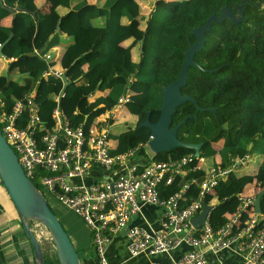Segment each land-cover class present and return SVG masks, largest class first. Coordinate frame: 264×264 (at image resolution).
<instances>
[{
    "label": "trees",
    "instance_id": "1",
    "mask_svg": "<svg viewBox=\"0 0 264 264\" xmlns=\"http://www.w3.org/2000/svg\"><path fill=\"white\" fill-rule=\"evenodd\" d=\"M49 1L58 2L68 11L42 12L36 0H3L4 5L0 0V17L10 15L18 5L24 9L20 12L24 19L22 26H0L3 55L15 59L10 61L9 71L24 74L18 78L0 75V97L6 101L5 109L12 107L16 98L37 88L41 107L47 113L53 112L57 105L55 97L62 91L63 82L55 77H42L47 63L34 50L46 53L60 43L62 34H66L73 42L62 56L70 81L65 92L68 97L76 93L86 95L78 114L70 117L74 126L81 123L92 126L96 115L116 105L127 78H134L132 88L136 95L128 109L138 116V121L135 127H128L116 136L118 147L113 153L125 152L150 138L151 130L140 124L149 111L150 120H158L164 87L179 77L184 52L188 49V34L191 41L196 42L198 38L193 29L204 25L210 15H220L225 5L234 9L245 3L241 22L236 24L228 18L213 22L203 48L195 54L200 66L189 68L187 85L181 89L182 94H191L201 107H213L216 112H197L195 104L188 101L176 109L171 126L189 115H197L180 127L178 136L184 142L203 143L204 168L210 163L226 166L231 158H243L247 154H251L252 159L255 154L262 155L261 165L254 168L253 176L244 170L249 163L218 187L219 204L211 217L215 227L223 221L226 212L236 209L239 193L258 194L264 189V0H156L145 29L141 27L146 19L142 14V0H105L102 5L81 0L74 6V0ZM59 19L61 30L57 31ZM98 19L102 20L101 24L96 22ZM131 38L133 44L124 47L122 43ZM141 40L140 61L135 62L131 51ZM106 90L109 91L107 95L87 103L90 93ZM97 107L99 109L94 110ZM192 152V149L177 147L156 154L152 161H169ZM140 153L145 154V150L141 149ZM196 175L203 177L204 173ZM1 183L4 185L2 180ZM34 183L43 191L37 180ZM178 187L177 184L163 187L162 195H167L165 189ZM226 196L229 199L225 200ZM261 204L264 213V195ZM19 218L20 229L31 242L20 214ZM91 242L87 252L94 251L92 231ZM76 249L83 260L87 252L77 246ZM44 258L46 264H59L55 251L44 253Z\"/></svg>",
    "mask_w": 264,
    "mask_h": 264
},
{
    "label": "built area",
    "instance_id": "2",
    "mask_svg": "<svg viewBox=\"0 0 264 264\" xmlns=\"http://www.w3.org/2000/svg\"><path fill=\"white\" fill-rule=\"evenodd\" d=\"M63 73L50 67L45 77ZM64 96L63 93L58 99ZM36 101L34 94L25 95L11 109L0 112V128L27 176L39 182L45 195L85 221L93 233L100 264H110L108 245L121 232H125L131 258L170 254L184 245L191 247L168 263L151 264H214L211 254L227 250L240 255L241 264H264V213L256 211L257 194L239 193L236 209L226 212L217 227L211 222L219 204L218 187L233 172L248 165L251 154L231 158L226 166L213 163L205 168L201 151L200 156L192 152L169 161L145 164L135 156L143 144L123 153H111L115 111L131 101L129 94L122 95L115 108L90 127L84 123L71 125L60 107L53 110L49 127ZM4 106L1 103L0 110ZM40 124L47 125L51 132L40 133ZM94 170L101 171V175L86 182ZM198 172H203V177L197 176ZM181 181L182 189H165L167 195H162L163 187ZM205 203L211 210L205 223L197 228L192 219L203 211ZM145 205L161 209L159 228L130 225L132 217L140 214Z\"/></svg>",
    "mask_w": 264,
    "mask_h": 264
},
{
    "label": "crops",
    "instance_id": "3",
    "mask_svg": "<svg viewBox=\"0 0 264 264\" xmlns=\"http://www.w3.org/2000/svg\"><path fill=\"white\" fill-rule=\"evenodd\" d=\"M79 1H81V0H74L72 3V6H74ZM88 1H90V3L99 4V5H102L105 2V0H88ZM166 1H168V0H166ZM169 1H177V0H169ZM1 2L3 4V0H1ZM36 3L42 12L50 13L54 10H56V11L58 10L61 13H65L68 11L67 8L60 6L58 4V2H52L49 0H36ZM141 3H142V1H141ZM154 6H155V3L151 4L150 7H147L146 4H143L142 14L146 15V19L144 22L145 27L142 26V22H141V27L143 29L146 28V22L149 20V17H148L149 15L151 18V15L154 11ZM16 7L13 8V9H15L14 11H13V9L11 10L12 13L10 15H7L5 17H0V26H7L8 27V26L15 25V26L20 27L24 24V19L20 15V12L24 11V9L20 6L22 8V10H16ZM56 30H57V28H56ZM53 36H54V34H52L50 38H52ZM66 38H71V42L68 43L65 47H63V50L60 51V53L53 54L52 49L60 46ZM72 42H73L72 37H70L66 34H62L61 38H60V43L58 45H56L55 47H53L48 52L43 53L41 49H37V48L34 50L35 54L40 56L47 63V68L44 71L42 77L44 79H48L50 77H55V78L61 79L63 82L62 91L60 93H58L55 97V101L57 102V105L55 108H57V107L62 108V110L68 116V120H69L71 125H73V124H72L70 117L72 115L78 114V112L80 110V106L82 104L81 102L84 100V98H86L85 94L79 95L77 93L74 94L73 97H68L66 92H65V90L67 89V87L70 84V81H69V78L66 74V67L62 63V56H63L66 48ZM133 42H134V39L131 38V39L124 41L122 43V45L124 47H128L131 44H133ZM137 45L139 47V51L141 54L143 40H141L140 43H137ZM1 46L3 47V44H0V48H1ZM133 49H134V47L132 48V51H131L132 52V59L135 62H139L141 55L139 58H136L135 52L133 51ZM48 54L50 55V58H47ZM14 60H15L14 58H11V59L6 58L3 55V52H2V54H0V75H6V73H4V72L9 71V63H10V61H14ZM50 67H52V70H63V72H64L63 75H61V76L49 75L48 77H45L46 72H48ZM86 68H87V65H86ZM11 73L13 74V76H12L13 78L22 77L24 75L22 73H17V70L12 71ZM64 75L67 76V82H68L67 86H66V82L63 79ZM80 78L81 77H79L78 79H80ZM39 82H40V80H39ZM133 83H134V78L132 76L128 77L127 81H126L125 90L120 95V97H121L124 94H129L131 96L130 102L134 101V96L136 95L135 92L133 91V88H132ZM108 92L109 91L106 90V91H98L97 93H93V92L90 93V95H88V97H87V101H88L87 103L94 102L98 96L107 95ZM63 93L65 94V96L61 99H58L59 95H61ZM32 94H34L36 96V100H37L36 102H37L39 110L41 111L43 120L46 121L48 123V126L50 127L53 112L50 114V113H47L46 111L43 110V108L41 107V105L38 101L37 88H34L32 91L25 93L21 97L16 98V101L25 95H32ZM120 97L118 98V101H119ZM130 102L126 103L124 108L115 111V112H117V116H116L115 120L113 121L114 122L113 127L115 126V121L117 120V118L120 117L121 114H123V112L127 113L129 116H132L134 118L135 125H133L132 127L136 126L137 121H138V116L133 114L128 109V104ZM1 103H4L5 106L3 107V109L0 110V112L7 111V110L11 109V107L9 109H5L6 101L2 97H0V105H1ZM117 103H116V105H117ZM101 106H103V105H101ZM115 106L112 107V109L115 108ZM98 109H99V107L95 108L94 110H98ZM112 109L106 110L104 113H101L100 115L99 114L96 115V118L93 120V124H96L101 118L104 117V115L107 112H109ZM140 126H141V124H140ZM141 127H144V126H141ZM37 129L40 133L51 132V128H48L47 125H45V124H40ZM111 134H112L111 142H110L111 153L112 154H118V153H113V150H115L118 147V140L116 139V136L120 133H114L113 128H112ZM151 138H152V135H150V138L146 142L139 143V144H143L141 149L145 150V154L140 153L141 149H139L137 154L135 155L136 160L139 159V160L143 161L145 164L153 163L154 162V161H152L153 157L156 154H158V153H155L149 145V141ZM149 149L151 151L150 154L148 153ZM193 152H195V150H193ZM121 153H123V152H121ZM210 164H213V163H210ZM98 175L99 176L101 175V171L94 170L92 172V175L89 176L85 181L90 182L93 179L92 177H95ZM247 175L253 176L252 174H247ZM186 177H188V174L184 177V179ZM253 182H254V178H253ZM253 182H251V183H253ZM251 183H249V184H251ZM249 184H247V186ZM177 186H179L178 190L182 189L183 181L178 182ZM194 196L196 197L197 195L190 194V197H194ZM50 199H52L53 202L56 201V203H54V204L56 205V208H57L56 211L57 212H59V211L64 212L63 215L59 214L58 216L62 220V222L64 223V226L66 224L65 227H66L70 237L72 238L73 243L78 248L84 249L85 250L84 252H87V250H89V248H90L89 246L92 244L90 228L87 226L85 221L80 216H79L80 217L79 218L78 216H76V214H73L72 211L70 212V210L68 208H66V206H64L62 203L55 200L54 198L50 197ZM59 203L61 204V206L59 205ZM71 213L74 216L71 215ZM160 216H161V209L156 208L152 205H145V206H143V209H142L140 214L132 217V219L130 221V225L140 226V227H145V228L150 229V230H155V229L159 228V226H160ZM19 222H20V218H19V213L16 209V206H15L14 202L12 201V199L8 193V190L6 189V187L4 185H2L1 178H0V264H34V262L36 263L33 245L22 233V230L20 229ZM92 236H93V233H92ZM189 249H191V247L184 245L180 251H173L170 254H163V255H157V256H150L149 254H143L137 258H131L129 256V253L127 252V238H126L125 232H121L120 234L115 236L113 238L112 242H110V244L108 245L107 256L109 258L110 264H151L152 262H154V263H168L172 260L179 258L181 253L188 251ZM94 256L97 257L95 249H94V251H91V252L88 251L87 253H85V258L82 260L83 264H100L98 259H96V257H94ZM210 259L213 261L214 264H241L242 263V257L240 255H236V254L230 252L229 250L223 251L219 254H211Z\"/></svg>",
    "mask_w": 264,
    "mask_h": 264
},
{
    "label": "water",
    "instance_id": "4",
    "mask_svg": "<svg viewBox=\"0 0 264 264\" xmlns=\"http://www.w3.org/2000/svg\"><path fill=\"white\" fill-rule=\"evenodd\" d=\"M244 6L245 3L235 6L234 9L237 11V13H235L234 9L225 5L222 7L220 15H210L204 25H199L193 29V33L197 36L198 40L190 43L189 48L184 52L185 59L181 65L179 77L170 85L164 87L163 104L158 120L156 122H151V111H149L145 121L141 123V126H146L151 130L152 138L149 141V145L155 153L170 151L177 147H185L195 150V155L200 156L203 145L202 142H184L180 140L178 136L180 127L186 124L190 117H197V115H189L179 124L171 126L173 115L179 106L188 101L195 104L197 112L205 110L213 113L216 112V109L213 107H201L193 96L182 94L181 89L187 85L189 68L192 65L200 66L199 63L195 61V54L203 48L206 42V33L212 29L213 22H223L227 18L231 19L236 24L241 22L244 19ZM14 10L15 9H13V11ZM16 10H22V8L17 6ZM148 17L150 19V15ZM60 23L61 19L58 22L57 31L61 30ZM0 54H2V46L0 48ZM63 79L67 86V76L64 75ZM0 178L20 214L24 230L31 240L36 264L46 263L42 244L32 228L34 222L43 225L49 232L55 246L59 264H83L76 246L59 216L52 210L44 192L27 176L16 152L3 135L1 128ZM263 195L264 189L258 193L256 198L255 206L257 212H262L261 200ZM210 210L211 206L205 203L203 211L192 219V223L195 227L199 228L205 223Z\"/></svg>",
    "mask_w": 264,
    "mask_h": 264
},
{
    "label": "rangeland",
    "instance_id": "5",
    "mask_svg": "<svg viewBox=\"0 0 264 264\" xmlns=\"http://www.w3.org/2000/svg\"><path fill=\"white\" fill-rule=\"evenodd\" d=\"M164 1H166V0H164ZM155 2H156V0H148V1L147 0H142V3L146 4L147 7H150V5L155 3ZM96 22L101 24L102 20L98 19V20H96ZM144 22L142 21V26L143 27H145V23ZM70 42H71V38H66L60 46L52 49V53L53 54L60 53V51L63 50V47H65ZM133 51L135 52L136 58H139L141 54H140L139 47H138L137 44L134 46ZM4 73H6V75L13 76V74L11 72H9V71H5ZM116 116H117V112H116ZM133 125H135L134 118L132 116H129L127 113L123 112V114H121L120 117L117 118V120L115 121V126L113 127V132L114 133H121V132L127 130L128 127H132ZM148 153L149 154L151 153L150 149H149ZM261 162H262V155L261 154H255V157L249 162L250 165L245 167L244 170L251 174V173H253V170H254L255 167H258V168L260 167ZM42 189L45 192V189L44 188H42ZM47 197L50 200L51 206L56 211L57 208H56V205L54 204V203H56V201L53 202L52 199L49 198V196H47ZM59 205L61 206L60 203H59ZM70 212H71V210H70ZM56 213L58 215L59 214L60 215L64 214V212H61V211H59V212L56 211ZM72 213L75 214L73 211H72ZM72 213H71V215H73ZM76 216H78V215L76 214ZM32 226H33L32 227L33 230L35 231V233L37 234L38 238L40 239V242H41L42 248H43V252L44 253H49V252L53 253L55 251V246H54L53 241H52V239H51V237L49 235V232L46 229H42V228H44V226L43 225L40 226L36 222H34ZM65 226H66V224H65Z\"/></svg>",
    "mask_w": 264,
    "mask_h": 264
},
{
    "label": "flooded vegetation",
    "instance_id": "6",
    "mask_svg": "<svg viewBox=\"0 0 264 264\" xmlns=\"http://www.w3.org/2000/svg\"><path fill=\"white\" fill-rule=\"evenodd\" d=\"M190 43H193V42L191 41V36L188 34V48H189ZM187 94L188 95H191L189 93H187Z\"/></svg>",
    "mask_w": 264,
    "mask_h": 264
}]
</instances>
